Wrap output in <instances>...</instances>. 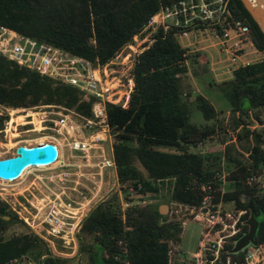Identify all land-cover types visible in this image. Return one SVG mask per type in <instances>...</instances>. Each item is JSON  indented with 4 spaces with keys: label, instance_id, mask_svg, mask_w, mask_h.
<instances>
[{
    "label": "trees",
    "instance_id": "1",
    "mask_svg": "<svg viewBox=\"0 0 264 264\" xmlns=\"http://www.w3.org/2000/svg\"><path fill=\"white\" fill-rule=\"evenodd\" d=\"M174 1L0 0V24L71 54L104 62L129 42L160 6ZM225 6L233 18L248 26L256 49L264 51V32L242 1L225 0ZM176 36L174 28L166 31L157 27L150 39L142 42L130 69L132 82L127 102L107 103L106 117L111 130H115L112 154L120 183H129L140 197L166 185L169 195L165 201L197 204L202 196L199 184L210 180L212 171L219 168L220 154L190 151L183 144L196 143L213 132V125L206 121L216 110L208 98L197 93L189 103L200 112L204 122L196 125L189 121V103L182 98L180 79L186 72L184 59L198 52H188ZM222 82L226 87L220 88L225 89L228 97L233 125L243 127L251 109L254 120L262 124L253 131V142L246 150L244 161L230 156L227 148L223 150L224 166L228 170L223 200L232 199L235 210H245L242 220L253 212L257 219L254 242L264 244V192H257L255 183L246 182L250 173H258L264 166V122L254 112L264 106V57L238 66L232 70V77ZM188 95L186 92L184 96ZM92 100L82 97L76 87L18 65L0 54L1 104L60 103L89 116ZM3 118L0 115V127ZM240 133L237 138H241ZM161 144L176 150H162L158 148ZM229 146L233 147V143ZM217 196L215 193L213 198ZM5 213L8 211L0 203V223L11 221V216L1 217ZM164 218L156 206L147 202H133L121 211L114 192L90 209L80 225V231L92 239L81 245L88 264H169L168 251L179 243L182 227L178 220ZM239 225L236 238L247 229L245 222ZM231 245L224 244L228 249ZM27 254L35 264L63 261L37 234L0 237V264H10L12 258ZM235 255L242 258L243 253L238 251Z\"/></svg>",
    "mask_w": 264,
    "mask_h": 264
},
{
    "label": "rangeland",
    "instance_id": "2",
    "mask_svg": "<svg viewBox=\"0 0 264 264\" xmlns=\"http://www.w3.org/2000/svg\"><path fill=\"white\" fill-rule=\"evenodd\" d=\"M153 31H149L148 39H150ZM211 33L209 31L192 30L176 36V40L180 45L186 49L189 46L193 49L192 51L188 50V52H198L197 55L194 54L195 56L192 55L184 59L186 72L181 75L180 79L182 98L185 97L189 103L197 93L203 94L210 100L216 110L215 115L206 121L213 125V132L201 141L189 142L183 144V146L190 151L220 154V166L212 171V176H219L222 173L225 178L220 188L217 186V180L215 179L213 189L218 188V191H220L219 193L215 191L213 195L215 193L221 194L220 207L222 211L235 212L234 201L232 199L223 200V193L226 191L225 184L228 182V170L224 166L223 150L227 148L230 156L244 161L247 157L246 150L253 142V131L261 128L262 124L254 120L251 109L249 110L250 116H248L246 124L243 125V129L241 126L233 125L228 97L224 92L225 89L220 88L222 86L226 87L221 81L231 78L232 71H228L223 64V54L218 45L214 43ZM248 37L250 40L242 38L240 41L244 56H247L250 62L263 58L264 51L256 49L249 32ZM128 43H131L135 50L140 47L133 37L124 45L127 47ZM124 45L120 46L119 49H124ZM200 52H204V54ZM87 66L92 68L94 65L90 62V65L87 63ZM121 66H125L122 69L123 71L127 64L118 65L119 68ZM103 68L107 69L109 66L98 68L97 73L100 82L105 78ZM127 75L128 73L123 76ZM80 92L82 97L88 99L86 93ZM186 92H189L188 96H184ZM41 110L44 112L43 117H41ZM61 112L67 115L64 126L52 121V118H56L58 113ZM254 112H257L261 121L264 122V106L256 108ZM0 115L4 117L0 127V157L14 154V148L17 144L32 145L45 140H52L57 143L60 150V159L53 164L42 168L27 167V170L24 169L19 177L13 180H0V203L4 205V209L9 214V216L6 213L1 214V217L8 219L11 216V221L0 223V237L20 233L37 234L47 242L54 253L63 257L62 264H88L87 253L81 249V245L91 242L92 239L89 234L80 231V225L90 209L116 192L118 206L121 211L133 202H147L157 208L160 207L165 220H178L182 227L180 240L175 247L168 251L169 264H197L192 253L197 250L201 224L192 217L194 210H186L183 206L174 205L173 202L176 200L168 199L165 201L164 199L168 198L169 195V189L166 185H161L159 191L155 193L140 197L137 196L129 183L118 181L114 167L115 163L114 165L104 163V159L111 162V157H113L112 140L115 130H111L109 124L104 126V130H101L96 123H93L92 119L90 123L86 121L85 118H91V115L85 116L73 106L60 103H36L24 106H11L0 103ZM189 121L196 125H201L204 122L200 112L190 103ZM238 132H241V138L236 137ZM96 133L99 134L98 138H94ZM72 141H85L87 149L82 151L72 148L70 146ZM231 143H233V147H228V144ZM158 148L168 151L176 150L172 146L163 144L158 145ZM135 163L145 174L141 165L138 162ZM261 169V171L255 173L259 178L256 186L257 192H264V166ZM129 197H132V199H127ZM161 204H165V207H162ZM52 208H56V211L61 212V214L67 212L64 208L72 210V212L75 211L76 218L70 219L74 221L78 218V223L75 225V235L73 234L69 245H63L62 240L45 232L47 225L44 218ZM120 216L123 217L122 213H120ZM161 220L163 219L161 218ZM181 221L184 222L181 223ZM229 231V227L221 231L222 249H218L212 264H219L220 259L227 253L231 257L241 259L235 255L236 252H230V248L224 246V244L230 243L233 245L236 238L234 236L239 232L227 236ZM210 236H212L211 238H217V234ZM260 244V249L264 252L263 243H255V246ZM245 249L243 247L239 251L244 253ZM214 254L213 250H205L203 256L210 259ZM9 263L35 264L29 254L14 257ZM207 263L208 261H202V264Z\"/></svg>",
    "mask_w": 264,
    "mask_h": 264
},
{
    "label": "built area",
    "instance_id": "3",
    "mask_svg": "<svg viewBox=\"0 0 264 264\" xmlns=\"http://www.w3.org/2000/svg\"><path fill=\"white\" fill-rule=\"evenodd\" d=\"M157 27H161L166 31L174 28L176 35L185 34L192 30L212 32L211 36L214 38V43L221 49L223 64L228 71L251 63L250 59L244 56V52L241 51L242 46L240 44L242 38L250 40L248 37L249 28L241 19L231 16L225 6V0H176L171 4L162 5L149 16L142 29L136 33L138 36L135 37L136 34H134L133 38L142 47V42L148 39L149 31H153ZM130 45L131 43H128L127 47L124 45V49H119L109 60L102 63L98 62L96 58L91 61L79 55L71 54L67 50L51 43L22 35L0 24V53L18 65L26 66L40 74L74 85L78 90L86 93L88 98L92 97L93 100L90 103L91 118L85 119L88 123L92 119L93 123H96L101 130H104V126L108 125L106 104L117 103L125 105V102H127L132 82L129 72L134 56L138 51ZM120 50L122 52L121 55ZM90 62L94 65L92 68L87 66V63L90 65ZM121 64H127L123 71L122 69L125 66L118 67ZM106 65L109 68H103L105 78L102 83L98 78L97 70L100 69V66L104 67ZM127 73V76H123ZM84 98L87 99L86 97ZM45 106L47 105L45 104ZM40 113L41 117H43L44 112L41 110ZM66 116L63 112L58 113L56 118H52V121L64 126ZM98 135L96 133L94 138H98ZM41 142L43 141L37 143ZM48 142L54 143L52 140ZM54 144L56 145L57 153L51 162L60 159L59 146L57 143ZM86 145L85 141H72L70 146L84 151L87 149ZM111 159V162L104 159V163L114 165L113 157ZM224 178V174L221 173L219 176L213 175L210 180L201 182L199 189L202 192V196L195 205L179 201L173 202L174 205L183 206L186 210L193 209L192 217L201 224L197 250L192 253L197 264H202V261H208L207 264H212L218 249H222L221 231L229 227L230 231L227 236L233 235L240 230L239 224L244 222L241 219L244 209H237L235 212L222 211L220 207L221 194L218 195L217 200L213 198V193L215 191L219 193L220 191H218V188L213 189L215 179L217 180V186L220 188L224 183ZM0 180L9 179L0 177ZM246 182L249 184L255 183L257 186L259 182L258 175L250 173L246 177ZM64 210L67 212H62V214L56 211V208H52L47 212L44 218V222L47 225L45 232L62 240L63 245H69L73 234L75 235L74 230L75 225L78 223V218L72 221V218H76L75 211L72 212V210L65 208ZM68 213L71 214L68 215ZM183 222L181 221V223ZM212 234H217V238H211L212 236L210 235ZM244 247L246 249L240 260L231 257L227 253L220 259L219 264H264V252L260 249L261 244L255 246V242L248 243ZM205 250H213L214 256L206 259L203 256Z\"/></svg>",
    "mask_w": 264,
    "mask_h": 264
},
{
    "label": "water",
    "instance_id": "4",
    "mask_svg": "<svg viewBox=\"0 0 264 264\" xmlns=\"http://www.w3.org/2000/svg\"><path fill=\"white\" fill-rule=\"evenodd\" d=\"M245 8L251 14L262 32H264V14L263 10L256 6H251L246 0H241ZM244 126L242 127V129ZM57 149L54 143L43 141L32 145L17 144L14 148V154L0 157V177L11 179L17 176L27 165H38L49 163L56 157ZM165 207V204H161ZM161 207V208H162ZM159 212L162 213L160 207ZM247 229L242 232L233 242L230 252L241 250L248 243H254V234L257 226V219L250 211L244 220Z\"/></svg>",
    "mask_w": 264,
    "mask_h": 264
},
{
    "label": "bare ground",
    "instance_id": "5",
    "mask_svg": "<svg viewBox=\"0 0 264 264\" xmlns=\"http://www.w3.org/2000/svg\"><path fill=\"white\" fill-rule=\"evenodd\" d=\"M252 7L253 6H256L255 8H261V10H263V14H264V0H246ZM21 117V116H20ZM54 162H49V165L50 164H53ZM47 166H49L48 165V163L46 164ZM45 164H38V165H31V164H29V165H27L26 167H24L22 170H21V172L17 175V176H15L14 178H11V179H9V180H13V179H15V178H17V177H19V175L24 171V169L25 170H27L29 167H31L32 166V168L33 167H38V168H42L43 166H46ZM28 167V168H27ZM9 180H7V181H9Z\"/></svg>",
    "mask_w": 264,
    "mask_h": 264
},
{
    "label": "crops",
    "instance_id": "6",
    "mask_svg": "<svg viewBox=\"0 0 264 264\" xmlns=\"http://www.w3.org/2000/svg\"><path fill=\"white\" fill-rule=\"evenodd\" d=\"M196 49V48H195ZM187 50H190V51H192L193 49L192 48H190V46L189 47H187ZM201 54H204V52H200ZM205 96V95H204Z\"/></svg>",
    "mask_w": 264,
    "mask_h": 264
}]
</instances>
